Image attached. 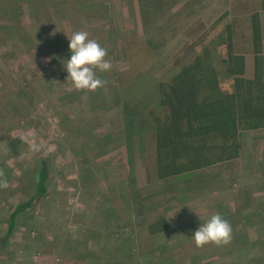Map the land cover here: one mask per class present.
I'll list each match as a JSON object with an SVG mask.
<instances>
[{
  "label": "rangeland",
  "instance_id": "1",
  "mask_svg": "<svg viewBox=\"0 0 264 264\" xmlns=\"http://www.w3.org/2000/svg\"><path fill=\"white\" fill-rule=\"evenodd\" d=\"M259 2L0 0V235L41 159L50 173L47 195L0 244V264H264V129L240 133L236 160L159 180L147 114L158 82L193 57V42L217 46L225 22L251 76L248 15L259 12L264 39ZM74 31L107 49L112 68L95 70L106 81L96 91L65 80ZM222 46L212 52L227 88ZM215 213L230 243L196 247L192 234ZM159 217L167 230L147 235Z\"/></svg>",
  "mask_w": 264,
  "mask_h": 264
},
{
  "label": "trees",
  "instance_id": "2",
  "mask_svg": "<svg viewBox=\"0 0 264 264\" xmlns=\"http://www.w3.org/2000/svg\"><path fill=\"white\" fill-rule=\"evenodd\" d=\"M259 5L264 9V0ZM248 21L251 76L245 75L246 55L236 45L234 23L230 21L223 24L217 46L212 39L193 42L199 47L193 57L158 82L157 107L147 110L153 124V168L157 179L236 160L242 149L240 133L264 129V50L259 12L252 10ZM220 46L218 62L230 80L227 88L220 85L212 52ZM49 177L47 161L41 159L32 193L9 212L0 244L8 240L19 215L47 195ZM145 228L147 235H157L167 230L168 222L159 217Z\"/></svg>",
  "mask_w": 264,
  "mask_h": 264
},
{
  "label": "clouds",
  "instance_id": "3",
  "mask_svg": "<svg viewBox=\"0 0 264 264\" xmlns=\"http://www.w3.org/2000/svg\"><path fill=\"white\" fill-rule=\"evenodd\" d=\"M67 38L70 56L63 63L67 72L65 80L69 81L77 91H96L102 88L106 81L100 79L95 70L104 72L112 68L111 62L105 59L107 49L97 40L90 39L86 31H74ZM0 176H3L2 172ZM0 187H7V181H0ZM192 238L198 248L206 244L224 246L232 239V227L219 213H215L200 223Z\"/></svg>",
  "mask_w": 264,
  "mask_h": 264
},
{
  "label": "crops",
  "instance_id": "4",
  "mask_svg": "<svg viewBox=\"0 0 264 264\" xmlns=\"http://www.w3.org/2000/svg\"><path fill=\"white\" fill-rule=\"evenodd\" d=\"M262 45H263V48H264L263 32H262ZM246 61H247V60H246Z\"/></svg>",
  "mask_w": 264,
  "mask_h": 264
}]
</instances>
